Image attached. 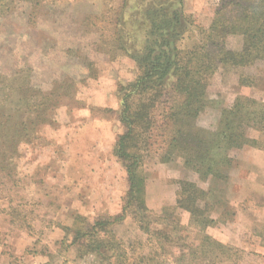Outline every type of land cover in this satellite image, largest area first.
<instances>
[{"label": "rangeland", "instance_id": "1", "mask_svg": "<svg viewBox=\"0 0 264 264\" xmlns=\"http://www.w3.org/2000/svg\"><path fill=\"white\" fill-rule=\"evenodd\" d=\"M120 3L45 0V7L31 18L29 3L18 1L10 12L0 15V73L12 76L29 67L23 87L39 91L34 95L54 94L53 99H58L48 102L49 110L41 119L38 113L26 111L28 130L22 132V139L0 134V147L21 142L18 155L10 161L11 170L0 174V264H99L94 256L76 252L67 229L77 228L86 219L120 213L128 191L127 173L114 149L118 136L126 131L119 117L124 86L136 78L138 69L120 52L107 53L113 38L110 17ZM220 4L221 0H185L184 12L190 21L178 43L180 49L191 50L207 36ZM242 41V35H231L227 46L237 50ZM89 63L94 65L89 68ZM241 78L253 84L243 86ZM60 80H66L62 86ZM16 81L20 82L12 79L8 85ZM4 85L0 82V131L8 132L18 128L29 98L19 100L18 93L3 91ZM208 93L211 103L198 123L214 130L221 107L231 105L236 96L264 101V57L246 67L219 68ZM257 151L264 150L249 145L232 150L233 166L221 169L227 178L206 180L184 166L179 156L161 162L157 155L146 154V206L158 216L167 212L163 216L170 217L169 225L164 217L158 219L164 224L154 222L152 235L172 228L174 239L189 241L194 235L193 215L177 201H188L184 187L200 194L190 186L194 183L204 192L200 194L203 217L208 222L218 219L205 232L239 249L240 264H264L260 252L264 240H257L264 239V194L245 192L249 184L262 181L259 171L251 172L246 162ZM128 213L113 231L126 248L129 262L139 264L140 255L155 254V250L136 211ZM163 256L158 249L156 261L160 263Z\"/></svg>", "mask_w": 264, "mask_h": 264}, {"label": "trees", "instance_id": "2", "mask_svg": "<svg viewBox=\"0 0 264 264\" xmlns=\"http://www.w3.org/2000/svg\"><path fill=\"white\" fill-rule=\"evenodd\" d=\"M18 1L29 3L31 18L47 4L44 5L45 0H0V15L6 10L10 12ZM8 2L11 9H6ZM184 5L185 0H121L110 17L114 26L113 38L108 42L112 49L107 53L114 56L113 52H120L138 69L136 78L124 86L119 117L126 131L118 136L114 149L126 170L128 191L120 213L86 219L77 228L67 229L68 240L76 252L94 256L99 264H138L129 262L126 248L113 231V226L122 223L131 209L136 211L141 229L153 238L148 240L155 250V254L140 255L139 264H240L239 249L205 232L218 219L211 218L208 222L203 217L205 205L200 206L203 202L200 194L204 192L194 183L190 186L200 194L194 195L184 187L182 193L188 201L177 200L179 207L184 206L193 215L194 235L189 241L184 237L174 239L173 228L152 235L151 226L162 223L158 219L167 212L158 216L146 206L143 168L146 154L157 155L161 162H171L179 156L184 166L206 180L227 178L221 169L233 166L232 150L245 145L264 150V101L253 96L238 95L231 105L221 107L214 130L198 123L211 103L208 87L214 72L219 68L246 67L264 57V0H221L206 30L207 36L191 50H182L178 45L190 21ZM231 35H242L240 49L227 46ZM93 65L89 63V68ZM25 71L30 72V68H22L12 76L0 73V82L5 84L3 91L18 93L19 100L29 98L18 128L0 131L2 135L9 133L20 139L22 132L28 130L26 111L38 113L41 119L55 96H37L32 93L39 91L25 89L22 85ZM12 79H18L20 82L15 84L20 85H8ZM65 81L60 80L59 85ZM240 82L243 86L253 84L242 78ZM17 143L15 140L0 147V174L11 170L10 161L18 155L21 145ZM168 218H163L167 225ZM158 249L166 257L160 263L156 261Z\"/></svg>", "mask_w": 264, "mask_h": 264}, {"label": "crops", "instance_id": "3", "mask_svg": "<svg viewBox=\"0 0 264 264\" xmlns=\"http://www.w3.org/2000/svg\"><path fill=\"white\" fill-rule=\"evenodd\" d=\"M251 156H249L250 159L248 158L246 162L251 164V166H249L250 168L252 167L253 169L251 172L256 173V171H259V173L261 174L262 181L257 180L255 181V183H251V185L249 184L248 187L250 190H247L245 192L249 193L254 191L257 193L264 194V151H257V153H254ZM257 240H264V239L258 237ZM260 248H261L260 249L261 254H264V245L261 244Z\"/></svg>", "mask_w": 264, "mask_h": 264}]
</instances>
